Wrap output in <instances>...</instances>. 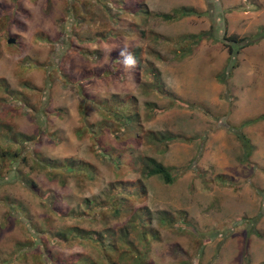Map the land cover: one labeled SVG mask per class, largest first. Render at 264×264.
Returning a JSON list of instances; mask_svg holds the SVG:
<instances>
[{"label": "rangeland", "instance_id": "1", "mask_svg": "<svg viewBox=\"0 0 264 264\" xmlns=\"http://www.w3.org/2000/svg\"><path fill=\"white\" fill-rule=\"evenodd\" d=\"M94 1L0 0V78L13 92L25 91L24 79L42 89L27 90L28 106L0 93V123L15 107L9 123L26 136L0 157V264H264V120L242 128L254 145L248 161L230 128L264 114V0H141V15ZM181 6L202 14L154 15ZM73 16L85 22L72 25ZM211 26L215 39L186 52L182 35ZM100 31L135 47L139 77L91 78L84 95L134 97L139 138L153 131L166 144L130 139L123 125L101 129V113L81 99L75 84L107 66L112 41L73 52L68 39ZM224 32L258 41L228 64ZM140 156L171 166L174 182L145 176ZM118 191L131 213L101 218L108 198L121 205ZM75 226L90 237L69 232Z\"/></svg>", "mask_w": 264, "mask_h": 264}, {"label": "trees", "instance_id": "2", "mask_svg": "<svg viewBox=\"0 0 264 264\" xmlns=\"http://www.w3.org/2000/svg\"><path fill=\"white\" fill-rule=\"evenodd\" d=\"M94 2H97V0H95ZM101 3H103V1H101ZM109 3L112 5V7L116 9H120L122 11L123 10L127 11V8H131L130 11L139 10L140 15L149 13L147 7H145L144 3L141 0H132V2L127 7H124V5L127 3V1L125 0H110ZM87 5H90V3H88ZM199 14H202V13L190 7H185V6L175 7L171 10V12L154 13L155 16L161 17L162 19L166 21H172V20L175 21V19L181 18L182 16L184 17V16H189V15H199ZM84 20L85 19H78V17L73 16L72 25H77L75 24L76 22H78L79 24H82L83 22H85ZM214 33H215L214 27L211 26L207 30L182 35L181 38L184 41H187L186 42V48H187L186 52H190L194 44L196 45L204 39H210V38L215 39ZM68 40H69V48H71L73 52H74L73 47L75 44L80 47L81 43H84L85 41H93L94 43L101 42V43H107V44L111 43L112 41L110 48H108V50L109 51L111 50V51L109 53L110 58H109V62L107 63V66L104 69H102L100 73L98 74L91 73V74L84 75L83 77L80 76V81L75 84L76 90L79 91V94L81 95V99L83 100L84 104L85 103L91 104L94 108H96L101 113L103 121L100 123V128L102 129L103 126L107 127V125L109 124L123 125L124 127L134 129L132 131L133 135L129 137L130 139L140 140L141 138L143 141H146L148 143L158 141L163 145L166 144L164 143V141L169 140L167 136L163 134L158 135V133H155L153 131H148L146 135L145 133H143L142 135H140L141 137L139 138V134H140L139 129H141L143 126H142V123L139 122V113L137 110V103L135 102L134 97H128V96L119 97L118 95L113 94L111 97V100L109 101V99L102 100L96 97H87L83 93L85 83H87L88 80H91V78L103 77V79L110 78V80L111 79L120 80L124 77L125 73H127L128 71L129 72L131 71L133 72L132 75L137 80L139 77V71H135L133 68L135 67L136 61L138 62L140 60V57H139V53H136L137 51L135 50V47L125 46L120 38L118 39L115 37L109 38V36H106V31H100V33L98 34L97 33L94 35L91 34L90 36H86V37H82L80 34L77 35L76 33L74 34L72 33V35L69 37ZM220 41L223 43V45L227 47V50L229 53V56H228L229 63L228 64H230L232 60L234 59L235 54L240 49L254 44L256 41H258V37H255V36L240 37L234 34L228 35L226 32H224L222 34ZM233 46H236V50H234ZM78 51H79V48L77 49V52ZM142 51H143V48H142ZM63 78H65L66 82L70 81L69 77H67L65 74H63ZM154 79H153L154 80L153 82H155L154 85H155V88H157L160 82L158 72H155ZM22 85L24 86L25 91L16 92L15 90L13 92L12 88H10V85L6 83V80L3 78H0V93L6 94L7 98L12 101H15V103L20 102V103H23V105L28 106L29 105L28 100L25 98V95H24L26 94L27 90L33 91L37 89V91L40 94V92H42V89L39 87H35L33 83H31L30 81L26 79H24V82H22ZM6 104H8V102ZM187 106L189 107L190 105L188 104ZM190 107L192 108V106ZM5 112L9 114V116L1 120V123H0V127L5 130L4 135H0V137L2 136L1 137L2 140H0V157H1L2 152L5 149L7 150V148H9V143H8L9 141L26 138V136L23 133L13 130L12 129L13 125L9 123V120L12 118V115L16 113V108L12 107L11 109H7ZM86 114L87 113L85 109L81 108L79 110L78 115H80V118L83 120L85 124V125L83 124V127L87 131V129L89 128V125L87 124V122H85V120H87L86 117L84 119V116H87ZM262 120H264V114L258 115L257 117L245 119L239 126H235V125L230 126V128L232 127V130H234L236 136L239 138L241 142L244 161H248L249 157L251 156L254 150V145L252 144L250 138L242 130V128L247 125H251L256 122L262 121ZM97 131L98 130L92 131V132H97ZM82 133L83 131H79L78 135L80 136ZM138 160H141V164H142L141 172L145 176H156L166 184H171L174 182L173 179H175L176 174L171 166L165 165L162 162L157 161L155 158L149 157V156H144V157L140 156ZM75 165L77 169L82 168V170L86 171L87 175L88 173H93L92 169H90L89 166L83 167L81 164L77 165L76 162H71V165H69V167H72L74 169ZM31 184L33 186V183ZM121 194L122 193L120 191H118L115 194L116 202H120L122 200L120 206L117 203L114 206H111L113 205V200H114L113 197H110L107 199V204H105L103 209L101 210L102 212L101 218H104V216L108 217L110 213H112L114 216L119 213L121 214L131 213V212H128L127 210L128 208L126 206L124 207L123 199H122L123 195ZM136 214L137 212L135 211L133 215L135 218H136ZM167 220H169V218H165V217L161 218L162 222H165ZM180 225L183 226L184 223H180ZM143 230L144 228L141 229L142 232ZM105 231H109L108 227L105 228ZM69 232H73L76 237H81V238L90 237L89 235H85L83 233L84 232L83 229L77 226L69 228ZM109 233L114 234V232H110V231ZM127 235L128 233L126 229H124V230L119 231V234L115 233L114 236L118 240L126 241ZM72 264H76V263H72ZM77 264H80V263H77ZM95 264H103V262L102 263L97 262Z\"/></svg>", "mask_w": 264, "mask_h": 264}, {"label": "water", "instance_id": "3", "mask_svg": "<svg viewBox=\"0 0 264 264\" xmlns=\"http://www.w3.org/2000/svg\"><path fill=\"white\" fill-rule=\"evenodd\" d=\"M14 41H15L14 38H9V39L7 40L8 43H13Z\"/></svg>", "mask_w": 264, "mask_h": 264}]
</instances>
